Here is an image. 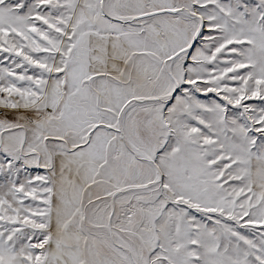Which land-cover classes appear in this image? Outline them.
I'll list each match as a JSON object with an SVG mask.
<instances>
[{"label": "snow or ice", "instance_id": "1", "mask_svg": "<svg viewBox=\"0 0 264 264\" xmlns=\"http://www.w3.org/2000/svg\"><path fill=\"white\" fill-rule=\"evenodd\" d=\"M0 264H264V0H0Z\"/></svg>", "mask_w": 264, "mask_h": 264}]
</instances>
